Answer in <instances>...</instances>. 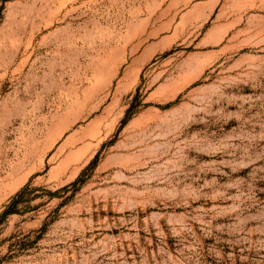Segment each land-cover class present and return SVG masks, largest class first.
Segmentation results:
<instances>
[{
  "label": "rangeland",
  "instance_id": "rangeland-1",
  "mask_svg": "<svg viewBox=\"0 0 264 264\" xmlns=\"http://www.w3.org/2000/svg\"><path fill=\"white\" fill-rule=\"evenodd\" d=\"M0 264H264V0H0Z\"/></svg>",
  "mask_w": 264,
  "mask_h": 264
}]
</instances>
